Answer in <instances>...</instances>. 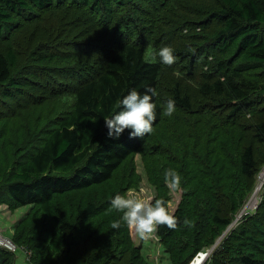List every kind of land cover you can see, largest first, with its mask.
<instances>
[{"label":"trees","instance_id":"16d2710c","mask_svg":"<svg viewBox=\"0 0 264 264\" xmlns=\"http://www.w3.org/2000/svg\"><path fill=\"white\" fill-rule=\"evenodd\" d=\"M76 39H83L86 50H75ZM164 44L174 49L177 60L172 64L163 63L157 54ZM30 57L34 63L22 78L19 72L25 66L19 70V63ZM163 69L182 76L167 88ZM181 78L194 79L201 103L209 104V116L231 127L228 164L235 162L228 192H222L223 187L214 191L211 215L193 221L195 200L190 198L174 214L175 228L158 225L161 245L172 262L181 258L179 264H188L199 250L214 244L209 235L216 225L227 228L233 221L264 163L257 152L264 148V0H0L1 93L17 100L25 89H33L36 94L26 101L35 103L42 96L61 102L59 122L0 186L15 204L38 205L63 230L45 241L53 252L51 257L46 252V264H149L129 239L124 249L114 232H106L103 239L80 236L54 198L109 180L148 144L152 131L143 137H129L127 130L116 139L106 135L104 117L119 110V100L129 89L143 92L150 86L155 91L152 130L163 117L162 99L172 97L176 106L191 110V94ZM262 204L231 231L233 241L234 236L242 238L241 246L221 243L228 255L218 245L207 264H264V238L256 236L257 221L252 220L264 212ZM229 205L224 212L222 207ZM95 209L96 204H88L83 214ZM260 220L263 225L264 215ZM247 224L253 227L250 232ZM191 243L194 247L184 258ZM24 246L31 250L32 263V248ZM13 256L0 247V264H13Z\"/></svg>","mask_w":264,"mask_h":264},{"label":"rangeland","instance_id":"374dc122","mask_svg":"<svg viewBox=\"0 0 264 264\" xmlns=\"http://www.w3.org/2000/svg\"><path fill=\"white\" fill-rule=\"evenodd\" d=\"M120 20L125 21L124 15H121ZM127 25L129 24L126 23ZM81 37L83 36L81 35ZM82 40L76 39L75 42L79 44V47L75 50L84 51ZM50 45L54 48L58 47V44L51 43ZM34 60L33 57H30L19 63V70L25 66V69L19 72L22 78L28 77L26 71L29 65L34 63ZM65 64L66 61L60 66ZM84 68V66L78 67V69ZM163 70L167 73L166 80H164V85L167 88L172 86L175 79L182 76L179 71L173 73L169 69ZM181 80L183 81L182 87L188 89V95L191 94L193 106L191 110L175 106L171 115L163 111V117L153 128L148 144L141 151L126 159L118 170L114 171L109 180L89 188L59 194L54 198V202L61 206L66 216L76 225L80 236L85 237L91 234L94 238L103 239L106 232H114L122 240L124 249H127L126 241L129 239L134 247L141 250V255L149 264H179L181 258L172 262L170 255L161 245L162 240L157 234L158 226L146 238H140L135 230L123 221H121L120 227L112 228V220L118 219L122 213L111 207V197L116 192L128 191L139 194L146 200L160 197L167 200V207L173 214L182 209L188 199L193 198L195 202L193 203L192 220H202L212 214L211 207L215 202L214 191L217 194L223 187L222 192H228L232 183V170L235 168V162L228 164L229 153L226 145L231 127L229 125L220 126L214 120V116H209L205 109L209 104L201 103L194 79L190 82L185 78H181ZM24 92L25 94L17 96V100H14L5 98L0 89V186L18 171L22 162L38 148L49 131L59 122L56 111L61 106L60 100L45 101L42 96H37L38 101L33 103L26 100L36 92L33 89H25ZM165 102L162 99L163 109L166 107ZM6 113L9 116L6 117ZM216 135H218V139L215 138ZM257 152L264 158V148L258 149ZM165 168L178 170L181 174L180 188L173 190L168 187L163 177ZM263 172L264 163L260 166L255 177L254 188L246 200L262 184L260 197L261 202L264 201V179L260 178V174L263 175ZM221 198L225 203L229 201L226 196H221ZM208 200L210 204H208ZM91 203L96 204L94 212L83 214L85 207ZM203 203L207 204V208L202 207ZM244 204L237 213H241ZM197 206L200 211L196 209ZM262 206L264 211V204L260 207ZM222 208L225 212L230 210V205L228 208ZM233 214L231 213L230 216ZM263 215L264 212L261 211L252 220L256 219L255 221H257L254 223L258 229L256 236L264 238V222L262 225L260 220ZM229 225L227 228L216 225L209 235L210 239L215 241L213 244L215 248L219 245L222 252L224 250L221 243L227 245L228 241L234 249L239 243L240 246L243 243L242 238L235 236L233 241L231 235L233 229L228 230L231 227ZM252 229L253 227L249 225L246 232H250ZM0 231L3 235L14 239L20 246L29 244L32 248V263L27 259L26 254L18 249L13 256V264H46V252L50 257L53 252L45 241L52 232L63 230L53 224L38 205H17L0 188ZM218 239L220 240L216 243ZM193 247L194 244L191 243L182 256L187 257ZM224 253L228 255V253ZM225 254L222 253L221 256H226ZM230 255L238 261L235 251H232Z\"/></svg>","mask_w":264,"mask_h":264},{"label":"clouds","instance_id":"9594fccd","mask_svg":"<svg viewBox=\"0 0 264 264\" xmlns=\"http://www.w3.org/2000/svg\"><path fill=\"white\" fill-rule=\"evenodd\" d=\"M157 54L165 64H172L177 59L173 47L169 44L161 46ZM154 96L155 91L150 86L143 92L134 87L129 89L119 100V110L104 117L107 127L106 135L116 139L125 130L129 137H143L150 133L157 116ZM165 103L166 107L163 111L171 115L176 106L175 99L169 97ZM163 177L170 189L180 188L181 174L177 169L165 168ZM110 204L112 208L122 213L118 219L112 220V228L120 227L123 221L132 227L140 238H146L153 233L158 225H166L169 228L177 226L178 217L161 198L146 200L131 191L116 192L111 197ZM183 223L189 224L190 221L184 220Z\"/></svg>","mask_w":264,"mask_h":264},{"label":"built area","instance_id":"2783aa9c","mask_svg":"<svg viewBox=\"0 0 264 264\" xmlns=\"http://www.w3.org/2000/svg\"><path fill=\"white\" fill-rule=\"evenodd\" d=\"M260 186V185H259ZM261 187L257 188L251 196L246 200L243 210L238 212L233 221L230 223L228 230L233 229L235 226H237L246 216L251 215L254 213L260 205L261 202ZM219 242V241H218ZM217 243V242H216ZM0 247L3 249L8 250L11 253H14L21 249L25 254L27 259H30L31 257V250H29L25 246H18L10 237L3 235V233L0 231ZM215 250V245L209 246V247H203L201 250H199L193 258L188 262V264H207L209 259L211 258L213 252Z\"/></svg>","mask_w":264,"mask_h":264},{"label":"bare ground","instance_id":"6f19581e","mask_svg":"<svg viewBox=\"0 0 264 264\" xmlns=\"http://www.w3.org/2000/svg\"><path fill=\"white\" fill-rule=\"evenodd\" d=\"M260 178H261V180L264 179V172H263V175H262V173L260 174Z\"/></svg>","mask_w":264,"mask_h":264},{"label":"water","instance_id":"95a60500","mask_svg":"<svg viewBox=\"0 0 264 264\" xmlns=\"http://www.w3.org/2000/svg\"><path fill=\"white\" fill-rule=\"evenodd\" d=\"M223 235H224V234H223ZM223 235H222V236H223ZM222 236H221V237H222ZM221 237H220V238H221ZM219 240H220V239H218V241H219ZM218 241H216V242H218Z\"/></svg>","mask_w":264,"mask_h":264}]
</instances>
